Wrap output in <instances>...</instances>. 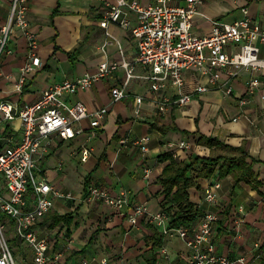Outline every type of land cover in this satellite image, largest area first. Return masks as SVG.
I'll return each mask as SVG.
<instances>
[{
	"label": "crops",
	"instance_id": "crops-1",
	"mask_svg": "<svg viewBox=\"0 0 264 264\" xmlns=\"http://www.w3.org/2000/svg\"><path fill=\"white\" fill-rule=\"evenodd\" d=\"M12 1L0 0V27L9 18ZM135 1L143 6L156 2ZM187 2L171 0L170 4L183 7ZM105 3L113 5L114 0H28V32L37 39L40 66L24 75V82L20 83L23 68L31 59L26 36L16 27L0 55V103L19 108L37 102L43 91L54 84L96 72L102 62L126 61L132 67L134 77L126 86L127 99L112 102L111 97V89L122 86L126 79L122 68L90 89L66 97L68 104L81 102L91 112L106 107L108 112L101 127L91 128L90 121L85 119L80 123L82 132L73 139L64 141L55 134L43 139L41 174L55 189L72 194V198L55 199L54 207L39 225L40 235L52 243L50 256L59 254L61 264H77L83 259L97 261L102 257L118 264H146L151 253L150 227L161 233L160 230L145 218L132 225L128 220L130 208L115 212L103 201L92 200L85 189L89 192L95 186L112 195L126 193L133 204L145 205L155 214L162 210L163 190L157 179L168 164L159 161V156L170 152L179 160L208 157L211 150L196 143L198 135H205L216 137L232 148L244 146L250 157L247 161H256L253 171L258 184H237L231 175L221 178L216 173L209 179L198 178V186L189 190L190 199L202 214L212 211L218 214L211 235L218 255L230 259L246 256L253 264H264V77L261 72L241 69L230 76L232 67L215 70L221 89L208 85L207 79L197 71H185L182 93L191 94L197 85H207L209 90L193 94L188 105H174L159 113L155 98L173 96L177 90L170 86L160 94L150 92L148 81L143 79L149 70L135 62L138 49L131 32L115 23H109L107 28L100 26ZM243 9L253 22L264 26V0H206L197 7L192 32L199 37L207 36L213 21L233 23L243 18ZM130 20L135 23V14L131 13ZM260 48L264 58V44ZM228 50L235 52L236 47ZM253 77L259 78L260 89L247 96L248 83ZM229 87L231 96L224 92ZM137 96L144 98L138 114ZM241 99L246 100L244 105ZM4 128L0 152L19 142L22 136L18 118L5 122ZM143 137L149 139L145 151L136 145ZM181 143H186L188 148H180ZM85 149L89 152L84 161ZM146 168L150 170L148 178L144 177ZM212 181L220 183L218 196L222 207L204 201L205 186ZM1 190L5 193L4 186ZM66 214L73 216L69 228L62 222L54 223L53 215ZM0 217L10 231L12 222ZM200 221L201 218L192 224L191 231L199 227ZM162 245L168 248L170 261L187 264L189 253L182 240L176 236L164 237ZM21 250L26 253L22 264H31V253Z\"/></svg>",
	"mask_w": 264,
	"mask_h": 264
},
{
	"label": "built area",
	"instance_id": "built-area-1",
	"mask_svg": "<svg viewBox=\"0 0 264 264\" xmlns=\"http://www.w3.org/2000/svg\"><path fill=\"white\" fill-rule=\"evenodd\" d=\"M170 1L156 0L154 4L143 6L135 0H114L113 5L105 3L101 10V27L107 28L109 23H115L131 32L138 49L135 62L149 70L143 79L148 81L150 92L160 94L170 86L174 91L177 90L173 96L155 98L159 113H165L174 105H188L193 94L209 90L207 85H197L191 94L182 93L185 71L195 70L207 79L208 85L221 89L223 86L218 85L215 70L232 67L228 73L230 76L238 70L246 69L260 71L264 77V58L260 48L264 44V26L253 22L246 9L242 10L243 18L233 23L213 21L211 33L199 37L192 32L193 17L198 13L197 7L206 0H188L183 7L173 6ZM27 11L28 0H13L9 18L0 27V55L15 27L26 36L31 60L23 68L20 83L24 82V75L40 66V58L36 54L37 39L28 32ZM131 13L136 16L134 24L130 20ZM232 47H236L235 52L228 50ZM119 68L125 70L126 79L122 86L111 89L112 102H119L129 97L126 86L134 77L132 67L126 61L102 62L94 73L54 84L44 90L35 103L25 104L20 108L11 103H0V140L4 134L5 122L18 118L22 123L21 140L0 152V215L12 222V239L20 249L31 253V264H61L59 254L50 256L52 243L48 237L40 235L39 225L54 207L55 199L72 198L71 193L55 189L40 172L39 160L45 152L43 139L53 134L64 141L73 139L82 132L80 123L85 119L90 121L91 128L101 127L108 112L106 107L91 112L81 102L68 104L66 97L90 89L94 83ZM260 85L259 78L253 77L248 83L246 95H254L259 91ZM224 92L228 96L232 95L230 87L224 89ZM143 100L142 96L135 97L136 114ZM240 103L244 105L246 100L241 99ZM148 140V137H143L136 145H140L145 151L144 145ZM179 147L188 148V145L181 143ZM88 152L87 149L83 151L82 160L85 161ZM149 176L150 170L144 169V177ZM2 186L5 187V193H2ZM219 188L218 181L205 186L204 201L207 204L222 207L218 196ZM89 196L92 200L103 201L115 212L130 208L128 220L132 225H137L140 219L145 218L164 237H178L188 250L187 264H253L246 256L230 259L216 253L215 244L211 240L219 219L216 212L204 213L199 227L191 231L185 227L170 228L168 216L163 210L152 214L145 205L133 204L126 193L112 195L103 188L91 186ZM1 221L0 217V264H17L5 235L7 229ZM156 256L159 260L169 259L168 248L162 245L157 249ZM260 256L261 254L257 257ZM77 264L118 263L102 257L97 261L83 259Z\"/></svg>",
	"mask_w": 264,
	"mask_h": 264
},
{
	"label": "trees",
	"instance_id": "trees-1",
	"mask_svg": "<svg viewBox=\"0 0 264 264\" xmlns=\"http://www.w3.org/2000/svg\"><path fill=\"white\" fill-rule=\"evenodd\" d=\"M196 143L209 148L210 155L208 157L191 156L188 160H179L170 152L159 156V161H168L157 183L163 190L160 205L168 216L170 228L191 229L192 224L202 217L203 214L197 204L191 201L189 194L191 188L198 186V178L209 179L217 173L221 178L231 175L237 184L240 182L258 184L254 179L253 171V164L256 161L253 159L250 163L247 161L250 157L244 146L232 148L216 137L205 135H198ZM85 190L89 194L87 187ZM53 218L55 224L62 222L69 228L73 216L70 214L53 215ZM150 229L152 230L149 239L151 253L146 258V264H157L158 259L156 253L153 252L162 246L164 236L152 227Z\"/></svg>",
	"mask_w": 264,
	"mask_h": 264
},
{
	"label": "rangeland",
	"instance_id": "rangeland-1",
	"mask_svg": "<svg viewBox=\"0 0 264 264\" xmlns=\"http://www.w3.org/2000/svg\"><path fill=\"white\" fill-rule=\"evenodd\" d=\"M1 223H2V221H1ZM5 235H6V238L8 240V244H9L10 248L12 249V251L14 253V257L16 259V263L17 264H22L23 263V258L26 255V253H24V251L21 250L19 248V246L14 242V240L12 239L13 237H12V232L11 231L6 230L5 231ZM173 261L174 260L170 261V258L166 259V260H159L158 259L157 264H174Z\"/></svg>",
	"mask_w": 264,
	"mask_h": 264
}]
</instances>
